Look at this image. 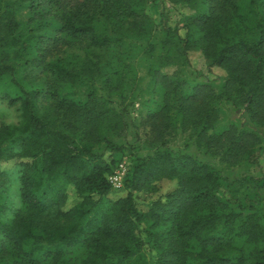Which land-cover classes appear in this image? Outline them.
<instances>
[{
  "label": "trees",
  "instance_id": "obj_1",
  "mask_svg": "<svg viewBox=\"0 0 264 264\" xmlns=\"http://www.w3.org/2000/svg\"><path fill=\"white\" fill-rule=\"evenodd\" d=\"M175 1L207 4L206 11L184 20L180 50L189 62L198 47L211 68L223 69L224 89L219 93L202 82L184 94L187 82L153 66L151 85L162 93V103L149 107L142 124L156 150L135 157L123 187L115 189L110 177L126 148L108 133H125L127 113L101 102L100 79L120 93L126 82L104 76L109 60L102 63L97 54H109L113 46L126 58L152 54L148 2L0 0V79L44 69L52 80L46 91L13 79L17 96L4 97L10 105L19 103L21 121L0 125V161L20 159L22 168L17 208L6 198L0 170V264H76L70 253L80 246L87 251L79 264H264L258 214L264 196L244 203L236 194V185L264 187V171L231 182L213 163L171 149L167 136L178 118L182 129L224 162L260 165L256 133L237 122L215 128L222 105L264 124V0ZM163 4L152 0L150 6ZM24 9L30 16L20 20ZM50 21L53 34L45 32ZM164 25L169 38L179 33ZM64 46L76 53L62 56ZM82 50L85 56L77 54ZM78 84L88 88L84 102L74 99ZM41 97L52 100L48 111ZM101 145L113 152L110 162L104 151L94 152ZM162 180L176 181V188L141 209L137 194L157 192L155 183ZM73 191L78 201L71 204ZM118 191L124 193L112 198ZM239 236L255 246L236 250Z\"/></svg>",
  "mask_w": 264,
  "mask_h": 264
},
{
  "label": "rangeland",
  "instance_id": "obj_2",
  "mask_svg": "<svg viewBox=\"0 0 264 264\" xmlns=\"http://www.w3.org/2000/svg\"><path fill=\"white\" fill-rule=\"evenodd\" d=\"M148 4L145 6V14L148 20V33L150 41L154 46V51L150 55L132 56L126 58L121 56L119 48L113 46L109 49V54L100 53L97 56L104 63L109 60V63L104 67V76L106 74L117 75L119 81L126 82L125 89L122 93L112 91L109 83L106 80L100 79L103 93L100 98L110 108L120 111H125L126 128L125 133L121 136L112 132L108 133V138L113 142L125 146L126 150L118 163L114 166V173L125 171V176L128 174L135 157H148L156 150L151 146V132L142 124L147 116L149 107H155L162 103V93L155 92L151 85L150 70L153 66L160 68L164 75H175L182 81L187 82L183 86V93L188 94L192 87L202 82H210L216 92H221L224 89L226 72L217 67H210L211 60L204 56L202 51L196 47L189 52V62H186L180 50L181 39L185 36L184 20L197 16L201 11L207 10V4L202 2L201 6L196 2L190 3L188 6L183 5L175 0H164L163 6L159 7L152 5V0H146ZM161 11L164 15L161 16ZM30 16L29 10L24 9L20 12V20H27ZM46 23V31L48 34L54 33V27ZM164 24L173 29H179V33L174 38H169L165 32ZM62 56L76 53V48L64 46ZM78 55L85 56V50L78 51ZM95 55V52H92ZM91 56L88 54V57ZM95 57V56H94ZM33 74L35 78H33ZM17 80L26 89L36 88L37 90H48L52 80L48 72L44 69L32 70L27 72L17 71L14 76H6L0 79V125H16L21 121V111L19 103L10 105L9 100L4 98L6 95L15 97L17 90L12 86V80ZM88 88L82 84L75 86L76 95L74 99L78 102H84V96ZM100 93V94H101ZM42 109L48 111L53 107V102L50 98L40 99ZM220 121L217 123L215 131L226 129L232 122H237L245 127L246 130L252 131L260 138L259 147L260 165H249L246 163L231 165L222 160L221 155L213 154L204 146L200 145L196 140L195 134L181 128L180 120L177 118L174 121V127L168 136L169 147L174 151L187 153L202 161L211 162L217 170L226 176L231 182L238 180L244 176L260 177L264 171V124L253 123L250 116L246 113L238 111L236 107L222 105L220 111ZM173 120L175 118L174 115ZM177 117V116H176ZM104 151L108 161H111L113 152L109 149H103V145L96 148L94 152ZM119 159V157H118ZM21 160L0 161V170L3 172L2 181L3 188L6 191V198L14 204V207H20L19 197V178L21 172ZM123 165V168H121ZM113 173V174H114ZM123 179V182H124ZM158 186L157 192H141L137 194L139 207L143 210L152 200L164 197L167 193L176 188L177 182L172 180H162L155 183ZM236 194L244 203L253 200L256 196H264V187L256 188L250 184L237 186ZM123 191L113 192L112 198H118ZM78 201V195L73 191L70 194V203ZM261 221L264 222V207L258 208ZM236 250L247 247L253 248L254 242L249 241L245 236H239L234 239ZM87 249L80 246L74 249L70 256L76 264H79L81 258L85 255Z\"/></svg>",
  "mask_w": 264,
  "mask_h": 264
},
{
  "label": "built area",
  "instance_id": "obj_3",
  "mask_svg": "<svg viewBox=\"0 0 264 264\" xmlns=\"http://www.w3.org/2000/svg\"><path fill=\"white\" fill-rule=\"evenodd\" d=\"M121 168H123V165H121ZM124 176H125V171H122L121 173L117 172V173L112 174V176L110 177V182L113 188L119 189L123 187Z\"/></svg>",
  "mask_w": 264,
  "mask_h": 264
}]
</instances>
